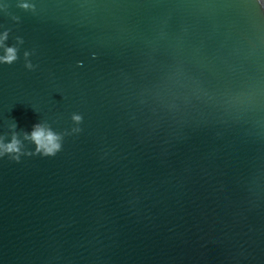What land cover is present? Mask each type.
Wrapping results in <instances>:
<instances>
[{
	"label": "water",
	"instance_id": "water-1",
	"mask_svg": "<svg viewBox=\"0 0 264 264\" xmlns=\"http://www.w3.org/2000/svg\"><path fill=\"white\" fill-rule=\"evenodd\" d=\"M4 33L0 264H264V0H0Z\"/></svg>",
	"mask_w": 264,
	"mask_h": 264
},
{
	"label": "clouds",
	"instance_id": "clouds-1",
	"mask_svg": "<svg viewBox=\"0 0 264 264\" xmlns=\"http://www.w3.org/2000/svg\"><path fill=\"white\" fill-rule=\"evenodd\" d=\"M21 7L28 8V4H22ZM7 39V33L0 36V48L3 47L4 40ZM5 55L0 56V63L11 64L16 60V51L13 48H6ZM27 56V54H26ZM31 69V64L27 65ZM73 120L77 123L80 122V116H74ZM25 139L31 140L36 145L37 155L43 157H55V155L61 150L62 137L52 132L50 129L36 124L33 126V130L30 135L26 134ZM20 141L16 136L12 137L10 143H4L3 138H0V157L5 155H11L12 158L19 163L20 162ZM15 154V155H13ZM32 155V154H28Z\"/></svg>",
	"mask_w": 264,
	"mask_h": 264
}]
</instances>
